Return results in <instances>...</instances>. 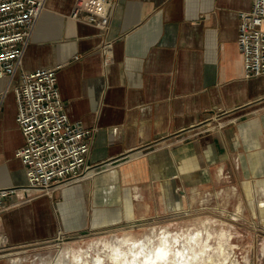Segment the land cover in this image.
Instances as JSON below:
<instances>
[{"label":"crops","instance_id":"0c3cea01","mask_svg":"<svg viewBox=\"0 0 264 264\" xmlns=\"http://www.w3.org/2000/svg\"><path fill=\"white\" fill-rule=\"evenodd\" d=\"M114 1L99 29L70 16L74 0H46L20 67L0 77V187H17L0 212L9 249L158 221L217 190L253 189L264 206V77L244 76L236 43L251 0ZM55 66L70 120L93 131L94 174L24 199L12 87Z\"/></svg>","mask_w":264,"mask_h":264},{"label":"built area","instance_id":"2783aa9c","mask_svg":"<svg viewBox=\"0 0 264 264\" xmlns=\"http://www.w3.org/2000/svg\"><path fill=\"white\" fill-rule=\"evenodd\" d=\"M45 2L0 0V77H8L9 82L22 63L24 49ZM114 2L74 0L70 16L106 29ZM236 43L244 76L264 77V0H251L250 9L238 13ZM58 67L23 71L12 87L15 121L24 139L14 153L25 172L26 182L20 188L24 199L30 198L28 191L51 196L55 190L94 174L87 163L93 131L70 120L57 86ZM16 191L17 187H0V212L6 208L5 199Z\"/></svg>","mask_w":264,"mask_h":264},{"label":"rangeland","instance_id":"374dc122","mask_svg":"<svg viewBox=\"0 0 264 264\" xmlns=\"http://www.w3.org/2000/svg\"><path fill=\"white\" fill-rule=\"evenodd\" d=\"M253 191L252 189L249 194L244 195H216V193H221V190L201 196L191 195L189 209L158 221L133 227H113L73 236L61 234L48 241L29 244L20 249H9L11 246L8 241L5 244L0 243V255H8L15 250L20 251L18 255L3 258L0 260V264H14L16 260H20L23 264H38L39 262L54 264L63 249L90 250V245L99 239H114L120 237L124 232L139 236L148 234L154 228L164 227L175 232L200 225V222L206 220L214 221L213 227L210 229L213 235L220 227L231 232V237L227 234L223 237L230 239L234 245L233 258L236 259L237 264H264V252L262 251L264 246V206H261L260 210L257 209ZM256 194V202H260L261 195ZM238 197L242 199V203ZM2 239L4 242L5 239Z\"/></svg>","mask_w":264,"mask_h":264},{"label":"bare ground","instance_id":"6f19581e","mask_svg":"<svg viewBox=\"0 0 264 264\" xmlns=\"http://www.w3.org/2000/svg\"><path fill=\"white\" fill-rule=\"evenodd\" d=\"M200 223L175 232L168 227L139 236L124 232L114 239H99L90 250L63 249L54 264H237L234 245L223 237H231V232L220 227L213 235L214 221ZM14 264L23 263L16 260Z\"/></svg>","mask_w":264,"mask_h":264}]
</instances>
